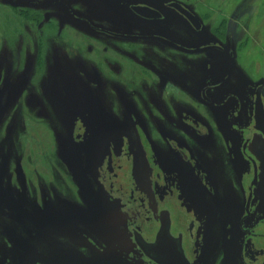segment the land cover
Returning a JSON list of instances; mask_svg holds the SVG:
<instances>
[{"label":"rangeland","instance_id":"rangeland-1","mask_svg":"<svg viewBox=\"0 0 264 264\" xmlns=\"http://www.w3.org/2000/svg\"><path fill=\"white\" fill-rule=\"evenodd\" d=\"M11 1L19 5L0 0V264H57L58 258L67 256H77L81 264H90L89 245L79 248L72 236L47 224L77 226L103 244L83 223H89V217L82 215L88 212L87 203L80 198L75 179L82 175L89 180L96 171V162L94 158L91 162L88 154L92 157L97 151L87 141L85 146L75 144L74 115L92 112L101 124L106 120L107 124L118 122L121 126L123 62L137 64L135 52H145L152 66L162 65L159 56L176 60L182 57L151 41L114 40L93 28L141 37H172L192 48L218 34L226 35L225 26L230 25L240 75L235 79L252 85L254 100V90L264 82V0ZM172 2L181 4L201 21L200 32L167 7ZM133 4L156 8L163 19L141 21L128 9ZM83 18L93 27L78 22ZM60 20L64 21L62 29L58 26ZM107 62L112 67L119 62L118 73L113 72L108 82L105 79L112 70L106 67ZM106 82L107 86L102 84ZM95 84L100 88L92 89ZM261 99L264 106V90ZM242 110L243 118L248 120L244 126H249L251 132L252 109L245 105ZM246 137L260 172L255 198H264V139L254 130ZM212 167L211 179L226 190L231 188L229 191H235L239 181L242 185L241 172L249 173L242 158L232 179L229 171ZM233 195H237L234 200H243L242 186ZM165 199L166 205L160 204L162 209L169 207V198ZM153 234L146 232L147 239L152 240ZM255 242L257 264H261L264 240Z\"/></svg>","mask_w":264,"mask_h":264},{"label":"flooded vegetation","instance_id":"flooded-vegetation-1","mask_svg":"<svg viewBox=\"0 0 264 264\" xmlns=\"http://www.w3.org/2000/svg\"><path fill=\"white\" fill-rule=\"evenodd\" d=\"M172 3L167 7L191 29L200 32L201 21L176 3L197 19L200 27L196 30L170 7ZM132 7H147L160 18L145 19L135 14ZM128 9L144 22L163 19L161 11L147 5L133 4ZM49 19L45 17L46 21ZM82 20L78 22L93 27L91 21ZM58 26L62 29L64 21L60 20ZM226 30V35L218 34L217 38L192 48L172 37L159 36L187 49L207 48L193 55L151 41L181 55V60L156 54L163 62L152 66L145 52H135L137 64L124 61L120 86L121 126L118 122L114 125L103 120L104 126L91 111L74 115L75 144L85 146L87 141L93 143L97 151L92 157L88 154V159L92 162L94 158L97 163L89 180L82 175L75 179L80 198L87 203L88 212L82 215L89 217V223H83L103 244L77 226L47 224L55 229L60 227L61 232L80 244L79 248L82 244L89 245L90 264H155L140 250L137 239L141 238L146 244L154 243L162 213L169 221V235L179 242L188 264H257L255 241L264 240V198H255L260 187V172L249 152L250 140L246 137L253 130L258 134L254 129L253 91L250 90L252 85H243L235 79L236 75L240 76L235 65V37L230 25L226 24ZM93 31L110 39L133 41L120 37L130 35L123 32L99 28ZM144 41L150 40H141ZM103 52L107 50L104 48ZM115 65L112 67V63L107 62L106 67L112 71L105 81L110 80L113 72L118 73L119 62ZM107 82L102 84L107 86ZM259 86H263V91L264 82ZM91 88L100 87L95 84ZM245 105L252 109L251 132L249 126H244L248 123L242 116ZM94 138L98 140L95 143L91 141ZM241 158L249 173L241 172L239 179H244L242 185L241 181L237 182L235 191L226 190L211 179V166L229 171L227 174L232 179L233 171L241 166ZM255 171L256 183L253 184ZM239 186L245 196L236 201L237 195L233 194ZM165 198H169V207L162 209L160 204L166 205ZM153 231V239L148 240L146 232ZM65 259L68 264H81L77 256L58 258L57 264H67L63 262Z\"/></svg>","mask_w":264,"mask_h":264},{"label":"water","instance_id":"water-1","mask_svg":"<svg viewBox=\"0 0 264 264\" xmlns=\"http://www.w3.org/2000/svg\"><path fill=\"white\" fill-rule=\"evenodd\" d=\"M11 5L18 6V4H14L12 1H9ZM170 7L174 8L179 14H181L196 30L199 29L200 25L197 19L192 16L189 12L184 10L181 6L176 3L170 4ZM131 10L140 17L145 19H158L160 15L155 11L147 8V7H132ZM127 40H150L155 41L160 44L165 45L166 47L188 55H193L197 53H202L207 48H195V49H187L181 46L176 45L175 43L163 39L161 37L149 36V37H141V36H120ZM263 86H259L255 93L254 99V129L264 138V107L261 99V92ZM255 170V167H254ZM256 183V171L254 176L253 184ZM165 213L161 214L160 218V229L158 234L156 235L155 241L152 244H146L141 238L138 237L137 245L140 250L145 254V256L155 264H188L183 256L180 245L178 241H175L169 235V221Z\"/></svg>","mask_w":264,"mask_h":264}]
</instances>
